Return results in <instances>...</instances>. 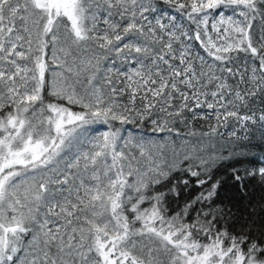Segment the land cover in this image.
Instances as JSON below:
<instances>
[{
	"label": "snow or ice",
	"instance_id": "1",
	"mask_svg": "<svg viewBox=\"0 0 264 264\" xmlns=\"http://www.w3.org/2000/svg\"><path fill=\"white\" fill-rule=\"evenodd\" d=\"M252 180L264 0H0V264H264Z\"/></svg>",
	"mask_w": 264,
	"mask_h": 264
},
{
	"label": "trees",
	"instance_id": "2",
	"mask_svg": "<svg viewBox=\"0 0 264 264\" xmlns=\"http://www.w3.org/2000/svg\"><path fill=\"white\" fill-rule=\"evenodd\" d=\"M169 11H171L172 14L174 15L177 14L171 9H169ZM185 23H187L186 20H185ZM257 105L259 106V101H257ZM211 122L214 123V121H211ZM196 126L198 130L207 131V124L204 121H198ZM129 127H132V126H129ZM249 127L251 129L250 139L252 140L253 144H256L259 141V136H260L259 131L256 130V127L258 126L254 127L250 125ZM234 129L236 130L238 136H241V137L244 136V132L239 129V127L235 124L234 121H231L229 122V126L227 128L223 126L219 128L218 131L219 133L222 134V136L217 135L214 138V142L216 143L218 148L224 145H228L234 140V138L229 137L228 135ZM132 130L134 132H143L146 134H151L150 128L147 126L142 129H136L133 127ZM252 151L254 153H259L262 150L259 148H253ZM182 179H189V185L187 186V188L181 187L180 189L181 195L179 197L178 202L181 206L183 205L185 200L190 199L200 190L198 186H196L195 184V178L188 177L186 173L177 172V173H174L164 185L159 186V190H164L168 187H171L173 183H176L178 180H182ZM246 184H247V187L245 189L242 199H241V194L233 191L230 187L224 190L225 195L227 198H230L233 203L237 204L239 209L242 212H244L245 209H252V208H257L258 210L257 206H259L260 204H264V185H261L255 180L247 181ZM169 202L173 207H175L177 203V199L175 197L170 196ZM233 210L236 211L235 208Z\"/></svg>",
	"mask_w": 264,
	"mask_h": 264
}]
</instances>
